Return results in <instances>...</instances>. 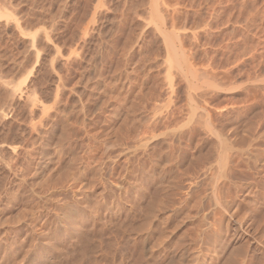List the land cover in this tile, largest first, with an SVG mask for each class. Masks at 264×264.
<instances>
[{"label": "rangeland", "instance_id": "obj_1", "mask_svg": "<svg viewBox=\"0 0 264 264\" xmlns=\"http://www.w3.org/2000/svg\"><path fill=\"white\" fill-rule=\"evenodd\" d=\"M79 257L264 264V0H0V264Z\"/></svg>", "mask_w": 264, "mask_h": 264}, {"label": "bare ground", "instance_id": "obj_2", "mask_svg": "<svg viewBox=\"0 0 264 264\" xmlns=\"http://www.w3.org/2000/svg\"><path fill=\"white\" fill-rule=\"evenodd\" d=\"M158 178V177H157ZM153 180V179H152ZM154 183V182H153ZM152 202V201H151ZM150 202V203H151ZM102 204V203H101ZM154 205V204H153ZM89 206V205H88ZM107 207V206H106ZM111 207V206H110ZM148 207V206H147ZM153 207V206H152ZM88 209V208H87ZM65 210V209H64ZM89 210V209H88ZM100 210V209H99ZM79 211V210H78ZM90 212V211H89ZM152 212V211H151ZM67 213V212H66ZM153 213V212H152ZM68 214V213H67ZM66 214V215H67ZM69 214H71V213H69ZM116 214V213H115ZM146 214H148V213H146ZM105 216V215H104ZM153 216V215H152ZM147 217H150V216H147ZM81 220V219H80ZM71 224H74L73 223V221H71V223H70V221H69V223H68V225H71ZM72 226V225H71ZM69 228V227H68ZM67 228V229H68ZM71 229H72V227H71ZM69 230H70V228H69ZM65 231H66V229H65ZM71 231H73L72 233H70V234H78L79 235V226H78V224H74V227H73V230H71ZM87 233H89V232H87ZM75 234V235H76ZM69 239H66L65 240V242H63V243H65V245L67 244V246H65V250H66V248L68 247V249L70 250L71 248L73 249V247L75 248V246H73L74 244V240H73V238H72V236L70 237H68ZM82 240V239H81ZM62 240L60 239V238H56L55 239V243L54 244H52V246H50L49 248H46V250H48V252L47 251H45V252H42V257H44L45 256V259H50V258H52V257H54V256H60V258L63 260V259H65L68 263H70L69 262V259L72 257L71 255H67V254H70V252H68L67 253V251H69L68 249L66 250V254L64 255V254H62V251H60L59 252V250H57L56 248V245H60V243H62L61 242ZM84 241V240H83ZM54 242V241H53ZM86 243V242H85ZM82 244V243H81ZM148 245V244H147ZM4 246V245H3ZM7 246V245H6ZM149 246V245H148ZM48 247V246H47ZM61 248V247H60ZM149 248V247H148ZM78 249V248H77ZM81 249V248H80ZM64 250V249H63ZM7 251V250H6ZM71 251V250H70ZM72 251H74V250H72ZM80 251V250H79ZM63 252H65V251H63ZM71 254L72 255H74L72 252H71ZM6 256V255H5ZM71 256V257H70ZM73 258H75L74 256H73ZM73 258H72V261H74V263L75 262H80L81 261V258L79 257V258H77L76 260L74 259L73 260ZM10 259V258H9ZM37 259V258H36ZM80 259V260H79ZM6 261H8V260H6ZM71 261V262H72ZM63 262V261H62ZM3 263V262H2ZM73 263V264H74ZM76 264V263H75ZM81 264V263H80Z\"/></svg>", "mask_w": 264, "mask_h": 264}]
</instances>
